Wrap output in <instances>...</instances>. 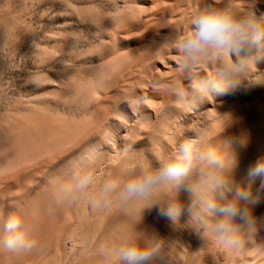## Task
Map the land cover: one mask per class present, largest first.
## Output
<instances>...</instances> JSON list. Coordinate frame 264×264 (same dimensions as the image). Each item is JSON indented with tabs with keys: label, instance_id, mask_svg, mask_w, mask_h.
<instances>
[{
	"label": "rangeland",
	"instance_id": "1",
	"mask_svg": "<svg viewBox=\"0 0 264 264\" xmlns=\"http://www.w3.org/2000/svg\"><path fill=\"white\" fill-rule=\"evenodd\" d=\"M208 3L264 14V0H0V227L19 215L40 245L29 253L0 252V264H107L85 241L115 245L130 231L182 236L173 249L184 256L178 253L180 264H264V228L247 255H234L210 241L204 247L191 224L182 218L173 227L155 209L140 222L119 204L93 211L57 208L52 200L56 184L90 146L99 152L98 180L108 171L122 176L129 166H158L196 129L235 155L237 182L264 156V49L251 72L255 86L196 107L165 93L173 79L188 88L171 40ZM188 99H196L190 90ZM255 209L264 220V204Z\"/></svg>",
	"mask_w": 264,
	"mask_h": 264
},
{
	"label": "clouds",
	"instance_id": "2",
	"mask_svg": "<svg viewBox=\"0 0 264 264\" xmlns=\"http://www.w3.org/2000/svg\"><path fill=\"white\" fill-rule=\"evenodd\" d=\"M171 43L188 88L173 79L165 93L173 95L174 103L196 107L257 85L250 77L260 58L258 50L264 49V14L258 16L231 3L224 8L208 3L191 19L189 30ZM205 66L213 71L205 73ZM189 90L195 100L188 99ZM132 103L139 105L142 99ZM131 150L129 145L122 153L126 156ZM99 158L92 146L81 153L68 176L54 187L52 200L57 208L83 206L103 211L119 204L123 209L132 208L140 222L145 212L155 209L157 217L173 227L183 218L202 243L211 241L234 255H247L253 238L264 228V220L254 214V209L264 204V156L237 182L233 176L235 155L212 143L203 130L196 129L191 137L180 141L171 155L157 160L156 167L140 166L137 171L129 166L122 176L108 171L98 180ZM182 194L187 201L181 199ZM176 243L154 233L141 236L136 231L128 232L115 245L99 238L85 241L87 250L104 257L107 264H180L173 253ZM39 246L19 215L11 214L3 221L0 252L29 253Z\"/></svg>",
	"mask_w": 264,
	"mask_h": 264
},
{
	"label": "bare ground",
	"instance_id": "3",
	"mask_svg": "<svg viewBox=\"0 0 264 264\" xmlns=\"http://www.w3.org/2000/svg\"><path fill=\"white\" fill-rule=\"evenodd\" d=\"M0 58H1V57H0ZM42 82H43V81H42ZM50 82H51V81H50ZM52 82H53V81H52ZM42 84H43V83H42ZM51 84H52V83H51ZM51 84H50V85H51ZM183 196H184V195H183ZM183 196H182V197H183ZM257 207H258V206H257ZM255 211H256V209H255ZM263 213H264V212H263ZM261 214H262V213H261ZM262 215H263V214H262ZM262 215H261V216H262ZM155 216H156V215H155ZM155 216H154L153 218H156ZM261 216H260V217H261ZM257 218H258V217H257ZM161 220H162V218H161ZM260 220H261V219H260ZM150 221H151V220H150ZM155 221H156V220H155ZM157 221H158V220H157ZM153 222H154V219H153ZM153 222H152V223H153ZM160 222H161V221H160ZM184 224H185V223H184ZM187 225H188V224H187ZM146 227H147V226H146ZM162 227H163V226H162ZM191 227H192V226H191ZM189 229H190V228H189ZM159 232H160V231H159ZM159 232H158V233H159ZM163 232H164V231H163ZM170 232H171V231H170ZM172 232H174V231H172ZM172 232H171V233H172ZM175 232H177V231H175ZM178 232H179V231H178ZM178 232H177V233H178ZM188 232H191V230H190V231H187L186 233L188 234ZM192 232H193V231H192ZM146 233H147V232H146ZM154 233H155V232H154ZM180 233H181V231H180ZM155 234H156V233H155ZM182 234H184V232H182L181 235H182ZM193 234H194V233H193ZM144 235H146V234H144ZM148 235H149V234H148ZM159 235H160V233H159ZM161 235H162V233H161ZM161 235H160V236H161ZM167 235H168V234H167ZM172 235L175 236L176 234L172 233ZM178 235H179V234H178ZM181 235H180V236H181ZM146 236H147V235H146ZM162 236H163V235H162ZM162 236H161V237H162ZM176 236H177V235H176ZM176 236H175V239H174V240H176ZM187 236H188V235H187ZM190 236H191V234H190ZM178 237H179V236H177V239L180 238V240H181V237H182V236L179 237V238H178ZM183 237H184V235H183ZM185 237H186V236H185ZM170 238H171V236H170ZM188 238H189V237H188ZM171 239H172V238H171ZM189 239H190V238H189ZM189 239H187V240H189ZM180 240H179V241H180ZM182 240L184 241L185 239L182 238ZM261 240H262V239H261ZM177 241H178V240H177ZM183 241H182V242H183ZM189 241H190V240H189ZM191 241H192V240H191ZM262 241H263V240H262ZM201 242H202V241H201ZM210 242H211V241H210ZM260 242H261V241H260ZM263 242H264V241H263ZM180 243H181V242H180ZM184 243H185V242H184ZM177 244H178V243H177ZM177 244H176V245H177ZM182 244H183V243H182ZM185 244H187V241H186ZM188 244H189V243H188ZM200 244H201V243H200ZM202 244H203V243H202ZM202 244H201V245H202ZM260 244H261V243H260ZM176 245H175V246H176ZM183 245H184V244H183ZM203 245H205L204 247H207V246H206L207 244H203ZM214 245L216 246L215 243H214ZM256 245H257V244H256ZM179 246H181V245L179 244L178 247H179ZM201 247H202V246H201ZM208 247L211 248V246H209V245H208ZM259 247H260V246H259ZM259 247H258V248H259ZM176 248H177V247H176ZM210 248H209V249H210ZM177 249H179L180 251H182L183 246H182V249H181V247H180V248H177ZM205 249H206V248H205ZM205 249H203V250H205ZM174 250H175V249H174ZM174 250H173V251H174ZM214 250H215V249H214ZM176 251H177V250H176ZM205 251H206V250H205ZM208 251H209V250H208ZM182 252H183V251H182ZM206 252H207V251H206ZM210 252H211V251H210ZM176 253H177V252H175L174 254H176ZM178 253H179V255H180V256L182 257V259H183L184 256H182V254H181L180 252H178ZM178 253H177V256H178ZM184 253H185V249H184ZM208 253H209V252H208ZM209 254H210V253H209ZM211 254H212V253H211ZM203 255H204V254H203ZM180 256H178L179 259H180ZM195 256H196V255H195ZM199 256H200V255H199ZM207 256H208V255H207ZM207 256H206V257H207ZM213 256H214V255H213ZM261 256H262V255H261ZM202 258H204V257L202 256ZM208 258H209V257H208ZM211 258L215 259V256H214V257H211ZM180 260H181V259H180ZM215 260H216V259H215ZM181 261H182V260H181ZM203 261H204V259L201 260V262H203ZM207 261H208V260H207ZM211 261H212V260H211ZM192 262H193V261H192ZM209 262H210V261H209ZM215 262H216V261H215ZM199 263H200V262H199ZM211 263H212V262H211ZM200 264H201V263H200Z\"/></svg>",
	"mask_w": 264,
	"mask_h": 264
}]
</instances>
